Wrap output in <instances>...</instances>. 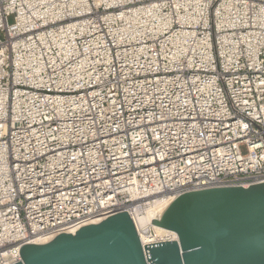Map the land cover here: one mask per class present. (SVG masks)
<instances>
[{
	"label": "built area",
	"instance_id": "1",
	"mask_svg": "<svg viewBox=\"0 0 264 264\" xmlns=\"http://www.w3.org/2000/svg\"><path fill=\"white\" fill-rule=\"evenodd\" d=\"M262 182L264 0H0V264Z\"/></svg>",
	"mask_w": 264,
	"mask_h": 264
},
{
	"label": "water",
	"instance_id": "2",
	"mask_svg": "<svg viewBox=\"0 0 264 264\" xmlns=\"http://www.w3.org/2000/svg\"><path fill=\"white\" fill-rule=\"evenodd\" d=\"M151 223L176 239L142 245L132 218L120 212L25 244L14 264H264V182L182 194Z\"/></svg>",
	"mask_w": 264,
	"mask_h": 264
},
{
	"label": "bare ground",
	"instance_id": "3",
	"mask_svg": "<svg viewBox=\"0 0 264 264\" xmlns=\"http://www.w3.org/2000/svg\"><path fill=\"white\" fill-rule=\"evenodd\" d=\"M168 207L166 199L157 198L154 201H150V205L144 210L136 208V214L133 215L134 222L138 228L144 229V232L140 231L141 240L144 243L155 241L158 238L163 239L165 235H168L171 239H176V234L168 231L164 228L158 227L151 223L152 219L158 220L163 215L164 211ZM148 227L152 229V232L148 234ZM50 240L48 237L39 238L35 240L37 244H43Z\"/></svg>",
	"mask_w": 264,
	"mask_h": 264
}]
</instances>
